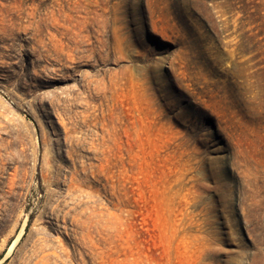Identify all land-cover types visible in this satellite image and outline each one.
<instances>
[{"label": "rangeland", "instance_id": "obj_1", "mask_svg": "<svg viewBox=\"0 0 264 264\" xmlns=\"http://www.w3.org/2000/svg\"><path fill=\"white\" fill-rule=\"evenodd\" d=\"M5 264H264V0H0Z\"/></svg>", "mask_w": 264, "mask_h": 264}, {"label": "water", "instance_id": "obj_2", "mask_svg": "<svg viewBox=\"0 0 264 264\" xmlns=\"http://www.w3.org/2000/svg\"><path fill=\"white\" fill-rule=\"evenodd\" d=\"M29 221H30V216L29 217L27 216L25 218L24 222L22 223L20 229L18 230V233H17L16 237L14 238V240L11 243V244H13V242L15 241V243L12 246V248L9 250V248L11 246V244H10L8 250L4 254H2V256L0 257V264H5L9 260V257L15 251V249L17 248L20 240L22 239V237H23V235L25 233V230L27 229V225H28Z\"/></svg>", "mask_w": 264, "mask_h": 264}, {"label": "bare ground", "instance_id": "obj_3", "mask_svg": "<svg viewBox=\"0 0 264 264\" xmlns=\"http://www.w3.org/2000/svg\"><path fill=\"white\" fill-rule=\"evenodd\" d=\"M14 243H15V241L13 242V244H14ZM13 244H11V246H10L9 250L12 248Z\"/></svg>", "mask_w": 264, "mask_h": 264}, {"label": "trees", "instance_id": "obj_4", "mask_svg": "<svg viewBox=\"0 0 264 264\" xmlns=\"http://www.w3.org/2000/svg\"><path fill=\"white\" fill-rule=\"evenodd\" d=\"M30 222V221H29ZM28 226H29V223H28V225H27V228H28ZM2 256V255H1Z\"/></svg>", "mask_w": 264, "mask_h": 264}]
</instances>
